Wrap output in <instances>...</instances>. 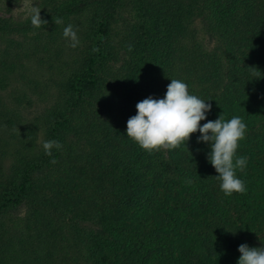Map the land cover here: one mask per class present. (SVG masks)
I'll list each match as a JSON object with an SVG mask.
<instances>
[{"label":"trees","instance_id":"obj_1","mask_svg":"<svg viewBox=\"0 0 264 264\" xmlns=\"http://www.w3.org/2000/svg\"><path fill=\"white\" fill-rule=\"evenodd\" d=\"M128 1L39 0L40 28L0 17V264H237L240 244L264 246V0H132L141 22L124 30ZM171 79L212 105L201 126L243 118L244 194L220 190L199 131L166 156L127 136L136 104ZM33 97L47 102L30 118ZM45 140L63 147L50 157Z\"/></svg>","mask_w":264,"mask_h":264},{"label":"clouds","instance_id":"obj_2","mask_svg":"<svg viewBox=\"0 0 264 264\" xmlns=\"http://www.w3.org/2000/svg\"><path fill=\"white\" fill-rule=\"evenodd\" d=\"M29 17L34 28L48 23L42 19L40 8L36 6H32ZM54 22L62 24L63 20L57 18ZM63 37L71 48L80 44L77 31L71 23L64 27ZM128 50H132V45L128 46ZM250 68L253 78L261 77L257 68ZM211 108L210 103L190 94L185 82L171 79L163 98L156 99L150 95L136 104V115L127 120V136L140 148L152 153L161 149H177L190 139L191 134L199 131L197 142L210 144L211 150L207 159L218 173L215 178L219 181L220 190L225 196H231L233 193L244 194L247 191L246 184L237 176V170H245L248 157H237L236 153L239 141L246 136L247 125L238 115L226 120L224 115L220 114L217 119L208 120L201 126L200 122L206 119V113ZM42 147L45 154L51 157L52 149H61L63 145L58 140H45ZM51 163H56L54 157ZM238 251L241 255L237 264H264V246L250 247L242 243Z\"/></svg>","mask_w":264,"mask_h":264},{"label":"rangeland","instance_id":"obj_3","mask_svg":"<svg viewBox=\"0 0 264 264\" xmlns=\"http://www.w3.org/2000/svg\"><path fill=\"white\" fill-rule=\"evenodd\" d=\"M125 6H123L121 8V10H118V16L121 17V21H123L124 26L123 29L125 30L126 27L131 26V25H139V23L141 22V11H139V7L138 3L134 4L131 0L128 2H125ZM39 4V0H0V17H13L16 19H23L25 17H28L30 14V10L32 8V6H36L38 7ZM66 24L65 23V19H63V23L62 25ZM57 25V24H56ZM126 26V27H125ZM191 28L195 31L196 35L198 36V40L203 42V44H205V46H209L211 47L213 45V42L209 39L208 36L203 35V32L201 31V26H200V22L196 19L193 22V25H190ZM49 27V25L44 28L43 32H47V28ZM93 44V42H91ZM62 47H66V44L63 45V43H61ZM65 53H67V50H65ZM127 58V54L124 53L123 51L120 52L119 56H118V60L113 62V66H119L120 64H122L121 62L123 61L124 58ZM42 69V70H41ZM40 73V77L41 80H43L44 77H48L50 76L49 72H45L43 68H39L38 70ZM43 76V77H42ZM50 85V97L49 99L52 100L54 97H56L58 95V89L52 86V82H49ZM32 101L29 103H24L22 104L23 108H22V114L24 115H28V117L32 118L34 113H37L39 110H41L43 108V106L45 105V102H47V99H45L46 101H42L41 99H39V97H33V99H31ZM49 102V101H48ZM160 152L166 156L167 153V149H161ZM170 195V194H168ZM173 196V195H171ZM168 202H173L171 199L168 200ZM179 208L180 205H178ZM188 210V209H187ZM17 212V213H23V209L19 208L17 210H13L12 212ZM191 211V208L189 209V212ZM187 214L183 215L186 217ZM181 218H183L181 216ZM185 219V218H184ZM85 224L88 225V229L91 228H96L97 226H99V220L98 218L95 216L92 221L90 222H86Z\"/></svg>","mask_w":264,"mask_h":264}]
</instances>
